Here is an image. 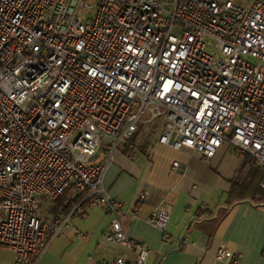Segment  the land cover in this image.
Segmentation results:
<instances>
[{
    "label": "built area",
    "instance_id": "2783aa9c",
    "mask_svg": "<svg viewBox=\"0 0 264 264\" xmlns=\"http://www.w3.org/2000/svg\"><path fill=\"white\" fill-rule=\"evenodd\" d=\"M94 7V17L79 16ZM157 121L162 145L208 160L227 144L264 170L263 1L0 0V249L36 264L94 207L111 217L107 241L147 264L104 176L117 153H138L140 127ZM69 190L81 195L69 213L39 217L40 198ZM171 214L164 199L147 220L166 239ZM216 259L232 253L221 248Z\"/></svg>",
    "mask_w": 264,
    "mask_h": 264
},
{
    "label": "crops",
    "instance_id": "0c3cea01",
    "mask_svg": "<svg viewBox=\"0 0 264 264\" xmlns=\"http://www.w3.org/2000/svg\"><path fill=\"white\" fill-rule=\"evenodd\" d=\"M248 1L235 0L245 5ZM162 130L150 139L141 137L142 147L132 158L117 153L104 176L106 190L125 204L127 234L150 251L147 264H233V259L238 264H264V196L260 193L264 170L227 144L208 160L188 150H174L159 143ZM175 162L179 167H174ZM143 191L149 196L140 203ZM73 199L71 192L58 201L47 199L46 204H41L42 199L39 217L51 220L66 215ZM164 199L172 208L166 230L170 239L147 221ZM70 225L36 264H102L121 256L127 264H135L129 251L107 241L111 217L104 210L90 207L87 217L76 215ZM78 231L86 238L79 237ZM221 248L228 249L232 259L217 260ZM14 260L12 250L0 249V264H14Z\"/></svg>",
    "mask_w": 264,
    "mask_h": 264
},
{
    "label": "trees",
    "instance_id": "16d2710c",
    "mask_svg": "<svg viewBox=\"0 0 264 264\" xmlns=\"http://www.w3.org/2000/svg\"><path fill=\"white\" fill-rule=\"evenodd\" d=\"M164 127V123L162 121H157L155 123H153L152 125H142L138 131V133L136 134L135 138H134V142L137 144L138 148L142 147V139L140 141V138L144 137H148V139H150L151 137L157 135ZM148 129V130H147ZM128 157L132 158L135 155H128L126 154ZM263 191V190H261ZM71 190H69L64 196H62L61 198H59L58 200H61L63 198H65L68 193H70ZM264 192V191H263ZM73 194V192H71ZM81 195H79L78 197H74L73 201L70 203V205L66 208V211L69 212L72 207L79 201ZM56 200V201H58Z\"/></svg>",
    "mask_w": 264,
    "mask_h": 264
},
{
    "label": "rangeland",
    "instance_id": "374dc122",
    "mask_svg": "<svg viewBox=\"0 0 264 264\" xmlns=\"http://www.w3.org/2000/svg\"><path fill=\"white\" fill-rule=\"evenodd\" d=\"M93 2H96V0H93ZM240 5H245V4H240ZM96 13H97V8L96 7H94V8H92V10L91 11H88V13H86V12H84V11H80L79 12V16L82 18V19H84V20H86V19H88V18H90V15L89 14H91L93 17L96 15ZM148 130V129H147ZM119 154H120V152H119ZM260 193L262 194V197L264 196V192L263 191H260ZM261 197V196H260ZM43 199V200H42ZM256 199V198H255ZM42 200V203L41 204H46L47 202H46V200H47V198H45V197H42V198H40L39 199V201H41ZM37 213H38V215L39 216H42L43 215V210H42V207H41V205H39L38 206V208H37Z\"/></svg>",
    "mask_w": 264,
    "mask_h": 264
}]
</instances>
